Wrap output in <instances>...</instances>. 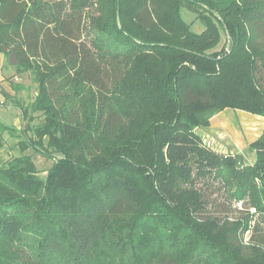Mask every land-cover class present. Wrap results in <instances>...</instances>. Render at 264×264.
I'll list each match as a JSON object with an SVG mask.
<instances>
[{
    "label": "trees",
    "instance_id": "trees-1",
    "mask_svg": "<svg viewBox=\"0 0 264 264\" xmlns=\"http://www.w3.org/2000/svg\"><path fill=\"white\" fill-rule=\"evenodd\" d=\"M91 1L0 0L45 123L0 165V264H264V130L250 164L199 132L264 118V0H125L121 25L115 0L107 28ZM29 148L59 156L45 177Z\"/></svg>",
    "mask_w": 264,
    "mask_h": 264
},
{
    "label": "rangeland",
    "instance_id": "rangeland-1",
    "mask_svg": "<svg viewBox=\"0 0 264 264\" xmlns=\"http://www.w3.org/2000/svg\"><path fill=\"white\" fill-rule=\"evenodd\" d=\"M65 1L71 5L79 4L86 7L91 0ZM116 1V19L118 25H121V13L122 11L127 12L129 6L125 0ZM91 3L95 16L94 27L102 25L103 28H107L109 23L113 22L112 18L109 19V17L116 10L113 4L115 0H92ZM90 9L91 7L86 8L89 12ZM182 14L187 23L195 20V15L186 10H182ZM192 29L194 32L200 33L204 27L195 20ZM102 31L105 30L102 29ZM96 38L95 35L92 38L94 45L100 47L101 42H96ZM223 48L226 49V52L230 49L224 32H222L221 43L216 51H221ZM9 57L0 56V64L2 63L4 67V78L8 83V85L3 83L0 85V165L23 155L20 144L27 143L29 138L34 137L32 130L45 124L44 116L40 112H33V109H43L40 105H34L39 89V85L34 80V75L31 71L24 69L17 71L10 67ZM256 78L259 82L263 81L261 69H258ZM5 91H10L8 97L5 96ZM85 101V106L81 107L79 97H76V107L78 109H91L94 104L93 96L89 94ZM258 117L241 111L227 110L215 116L212 124L199 132L203 136L205 144L213 151L223 156L241 155L244 163L250 164L255 161L256 157L249 145L257 140L264 130V118ZM25 155L32 156L38 174L42 178L47 175L48 170L59 159V156L54 155L55 158H53L49 154L37 153L30 148L25 151ZM256 183L259 184L260 182L256 181ZM252 211L254 212L255 209Z\"/></svg>",
    "mask_w": 264,
    "mask_h": 264
},
{
    "label": "crops",
    "instance_id": "crops-1",
    "mask_svg": "<svg viewBox=\"0 0 264 264\" xmlns=\"http://www.w3.org/2000/svg\"><path fill=\"white\" fill-rule=\"evenodd\" d=\"M2 83L8 85V83L5 81V78H4V67H3V64L1 63V64H0V85H1ZM5 92L9 94L10 91H5ZM237 112H240V111H237ZM247 114H248V113H247ZM258 118H260V117H258ZM262 118H263V117H262ZM214 119H215V117L211 120V123H210V124H212V122H213ZM257 139H258V138H257Z\"/></svg>",
    "mask_w": 264,
    "mask_h": 264
},
{
    "label": "water",
    "instance_id": "water-1",
    "mask_svg": "<svg viewBox=\"0 0 264 264\" xmlns=\"http://www.w3.org/2000/svg\"><path fill=\"white\" fill-rule=\"evenodd\" d=\"M9 64L11 66H14V65H18L19 64V61L16 59L14 53H12L9 57Z\"/></svg>",
    "mask_w": 264,
    "mask_h": 264
}]
</instances>
